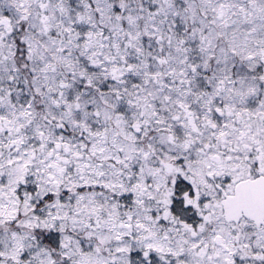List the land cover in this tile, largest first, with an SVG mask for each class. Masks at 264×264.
<instances>
[{
  "label": "snow or ice",
  "instance_id": "6c2138e0",
  "mask_svg": "<svg viewBox=\"0 0 264 264\" xmlns=\"http://www.w3.org/2000/svg\"><path fill=\"white\" fill-rule=\"evenodd\" d=\"M0 264H264V0H0Z\"/></svg>",
  "mask_w": 264,
  "mask_h": 264
}]
</instances>
